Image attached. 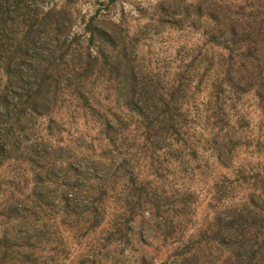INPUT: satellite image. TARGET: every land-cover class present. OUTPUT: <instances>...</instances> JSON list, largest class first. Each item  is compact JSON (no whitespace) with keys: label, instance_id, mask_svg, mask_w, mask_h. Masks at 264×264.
Returning a JSON list of instances; mask_svg holds the SVG:
<instances>
[{"label":"rangeland","instance_id":"rangeland-1","mask_svg":"<svg viewBox=\"0 0 264 264\" xmlns=\"http://www.w3.org/2000/svg\"><path fill=\"white\" fill-rule=\"evenodd\" d=\"M31 9L38 10L39 16L50 14L70 20L71 27L64 30L69 38L81 40L87 36L85 29L90 21L96 28L123 38L128 56L134 59V65L142 68V76L147 81L143 83L139 77L140 85L136 89L142 92L141 100L137 97L131 101V106L145 116L155 114L157 99L160 102L168 99L165 94L180 71L187 72L189 85L180 113L209 115L208 85L218 81L221 87L215 113L224 119L223 127L230 129L228 132L235 140L231 144L232 158L226 163L228 169L215 163L211 149L204 142L192 144L197 146L195 157L183 148L181 157L189 161V169L181 174L174 166L178 157H170L175 155L172 150L178 146H171L167 136H153V132L150 137L146 135L147 128L154 130L158 125L143 121L133 107L129 108L134 112L127 109L123 97H117L114 71H106L101 77L96 68L89 71L84 87L87 106L93 113L77 107L71 77L74 63H70L68 54L52 68V72L57 70L53 80L59 82L55 90L52 86L50 93L55 102L39 115L30 117L24 135L17 129L12 130L13 141L21 148L0 163V230L23 221L32 234L38 232V240L31 238L29 244L30 252L37 255V262L28 264H172L173 248L177 244H169L177 239L197 240L198 230L212 222L209 207L214 206L213 185L222 187L230 196L228 200H232L228 188L235 187L236 196L238 191L259 189L264 182V115L258 107L259 98L264 97V45L261 44L264 32L262 39L259 38L260 46L243 48L241 44L232 47L219 39L218 35L222 34L215 28L223 17L234 20L247 17L264 28V0H39ZM80 50L76 52L81 56L87 53L86 49ZM209 67L211 71L204 72ZM42 69H37L36 74ZM50 71L46 78L51 75ZM154 83L158 87L152 98L150 91L154 90ZM110 84L111 89L106 90ZM161 105L160 113L165 111L164 103ZM117 118L123 128L117 138H122L124 132L136 133L137 141L117 143L115 149L111 141L107 142L109 138L104 137L103 125L105 121L119 130ZM187 126L192 132L198 130L193 122ZM32 149L39 150L37 158L31 157ZM124 159L130 164H122L120 168ZM104 185L106 195L101 196L103 202L99 204L96 188ZM75 186L85 189L73 194ZM135 189L142 190L140 204L126 206L125 196L135 194ZM176 190L194 193L191 221L174 239L170 235L163 241V227L159 224L158 231L155 218L144 202L147 198L160 199V216L167 221L173 218L175 223L174 215L167 209L170 206L167 200L173 198L170 193ZM13 196L26 212L11 223V217L6 220L3 216ZM228 200L224 202L227 208ZM95 207L100 222L91 229L95 233L89 234L79 228L90 226ZM122 213L128 224L123 236L115 234L110 238L105 232L101 234V229L109 228Z\"/></svg>","mask_w":264,"mask_h":264},{"label":"trees","instance_id":"trees-1","mask_svg":"<svg viewBox=\"0 0 264 264\" xmlns=\"http://www.w3.org/2000/svg\"><path fill=\"white\" fill-rule=\"evenodd\" d=\"M38 3L39 0H0V163L3 158H7L8 154L19 152L21 148L20 144L13 141L12 138L15 137L12 130L17 129L20 131V135H24L26 127L31 121L30 117L39 115L55 102V97L52 99L50 93L52 86L55 90L59 82L53 80L57 70L52 72V68L54 69L59 62L63 61L65 56L70 54L68 56L71 59L70 63H74L73 74H71L73 78V100L79 109L93 113L87 106V91L84 87L89 71L96 68L98 77H101L106 71H114L118 81L114 89L117 97H123V103L127 109L132 112L135 110L138 117L143 118V121L157 123L158 127L154 130L147 128L146 135L150 137V133L153 132V136L156 134L161 137L167 136L172 143L171 146H178L172 150L175 155H170V157H178L175 159L178 162L175 163L176 165L174 164L175 170H179L181 174L188 172L189 161L181 157L183 148L189 151L190 156L195 157L197 146L192 144H200L201 142H204L211 149L210 155L214 157L215 163L224 169H228L226 163L232 158L233 146L231 144H234L235 139L229 134L230 129L225 130L223 127L224 119L221 115L215 113L218 105L217 96L220 94L221 87L218 81H211L208 85L209 101L207 108L211 112L209 115L206 113L204 116H192L189 112L180 113L183 95L189 86L187 84V72L180 71L175 74L177 78L171 84L169 92L165 94L168 99L165 102H160L157 99L158 108L153 109L155 114L151 117L145 116L136 107L131 106L133 98L139 97L141 100L142 92L136 89L137 85H140L139 77H141V82L147 83V81L142 76V68L137 64L134 65V59H130L128 56L127 42L116 36L115 33L108 34L96 28L92 24L93 21H90L86 26L85 33L87 36L82 37L81 40L69 38L64 30L71 27V21L65 17L50 14L39 16L41 14L38 13V10L31 9L32 5ZM215 28L222 34V36L218 35V38L227 41L232 47H238L239 44L243 48L252 45H264V41L261 44L259 42V38L262 39V31L264 32L263 26L255 20H248L247 17L243 20L223 17L221 21L216 22ZM244 43L246 44L243 45ZM217 45L222 46L223 44ZM80 48L86 49L87 53L84 56H81L80 52H76L81 51ZM72 51L78 54L73 53L72 55ZM41 68L43 69L40 70V75L36 74V70L39 71ZM48 68L51 69V75L46 78ZM209 69L210 67L205 68L204 72H209ZM154 84V90L150 91L152 98L155 97V89L158 87V84ZM110 89L111 84L106 90ZM145 100L146 102L149 101L148 98ZM161 103H164L165 111L160 113ZM129 107H133L134 110ZM258 107L261 114L264 115V97L259 98ZM168 109L171 111L168 112ZM117 121L120 124L119 130L114 129V125L109 126L104 121L103 126L108 131L105 130L104 134V137L109 138H105L107 142L111 141L114 148L117 149L118 146L115 145L117 143L126 144L128 140L137 141L136 133L124 132L122 138H117L123 129L121 120L117 118ZM189 122L198 126V130L192 132L191 127L187 126ZM227 122L229 121L227 120ZM123 125L124 129H128L127 124ZM184 144L191 145L184 146ZM30 152L32 158H37L39 155V150L32 149ZM262 153L264 155V151ZM27 161L34 162V160L28 159ZM122 164L127 166L130 163L124 159L119 166L120 168H122ZM216 185H213L211 196L214 206L209 207L213 213L212 222L207 224L204 229L198 230V239L195 241L187 240L186 242L177 239L171 244L162 242L163 245L169 244L170 246L177 244L176 248H173L175 254L173 255L174 261L171 263L264 264V182L260 183L259 189L250 188L248 191H238L236 196L234 194L235 187L228 188L227 191L232 193V200H228L230 197L227 196L228 192H224L222 187L218 188ZM84 189H78L75 186L73 194L74 192L81 193ZM96 190L98 191V202L101 204L103 202L101 196L106 195L107 187L104 185V187H98ZM134 193L131 192L125 196L126 201L124 203L126 206L134 207L140 204L142 190L135 189ZM170 194L173 198L167 200L170 205L167 209L174 215L175 223L173 218L167 221L160 216L162 213L160 199L153 201L147 198L144 202L149 206L150 213L155 218L154 222L158 231H160L159 224L163 227V241L167 240L170 235L174 239V235L187 229V225L191 221L190 216L192 215L190 214L194 204L192 199L194 193L190 190L182 193L176 190ZM131 200L133 203L130 202ZM226 200L230 204L228 208L224 205ZM9 201L11 205L6 208L3 218L10 220L11 217V223H13L24 216L26 210L15 196L10 197ZM92 211L93 220L90 226L87 228L80 226L79 228L89 234L95 233L91 229L94 230L97 227L94 225L100 222L96 217L97 208L95 207ZM126 220V216L123 213L120 214L111 222L109 228L101 229V234L105 232L110 238L115 234L122 237L123 230H128ZM22 222H15L14 225H9V228L5 225L0 230V264L37 262V255L30 252L31 246L29 244L31 238L38 240L39 234L38 232L32 234ZM168 228L169 232L166 231ZM154 231L156 230L154 229ZM31 256L32 258H30Z\"/></svg>","mask_w":264,"mask_h":264}]
</instances>
